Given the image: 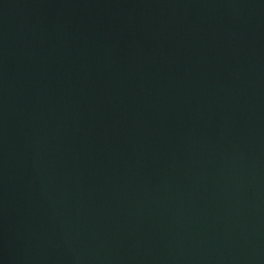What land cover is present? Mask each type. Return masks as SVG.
I'll return each instance as SVG.
<instances>
[{
  "label": "water",
  "instance_id": "95a60500",
  "mask_svg": "<svg viewBox=\"0 0 264 264\" xmlns=\"http://www.w3.org/2000/svg\"><path fill=\"white\" fill-rule=\"evenodd\" d=\"M0 264H264V0H0Z\"/></svg>",
  "mask_w": 264,
  "mask_h": 264
}]
</instances>
